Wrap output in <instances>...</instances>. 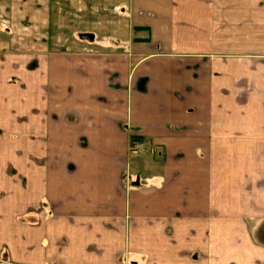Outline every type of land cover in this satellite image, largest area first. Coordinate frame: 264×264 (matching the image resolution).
Here are the masks:
<instances>
[{"label":"crops","instance_id":"obj_1","mask_svg":"<svg viewBox=\"0 0 264 264\" xmlns=\"http://www.w3.org/2000/svg\"><path fill=\"white\" fill-rule=\"evenodd\" d=\"M260 225L264 0H0V264H264Z\"/></svg>","mask_w":264,"mask_h":264},{"label":"rangeland","instance_id":"obj_2","mask_svg":"<svg viewBox=\"0 0 264 264\" xmlns=\"http://www.w3.org/2000/svg\"><path fill=\"white\" fill-rule=\"evenodd\" d=\"M260 226H261V228H259V229H260V231H264V229H263L262 225H260ZM259 239H260V240H263L262 236H259Z\"/></svg>","mask_w":264,"mask_h":264}]
</instances>
